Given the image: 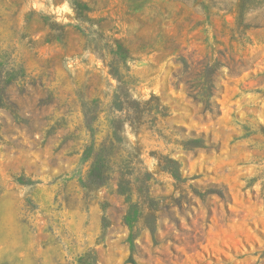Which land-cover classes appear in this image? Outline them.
<instances>
[{
  "label": "rangeland",
  "instance_id": "374dc122",
  "mask_svg": "<svg viewBox=\"0 0 264 264\" xmlns=\"http://www.w3.org/2000/svg\"><path fill=\"white\" fill-rule=\"evenodd\" d=\"M80 257L264 264V0H0V264Z\"/></svg>",
  "mask_w": 264,
  "mask_h": 264
},
{
  "label": "trees",
  "instance_id": "16d2710c",
  "mask_svg": "<svg viewBox=\"0 0 264 264\" xmlns=\"http://www.w3.org/2000/svg\"><path fill=\"white\" fill-rule=\"evenodd\" d=\"M129 218V215H127L126 217H125V219L127 220ZM87 257H80L79 258V260H78V262H79V264H86L87 262Z\"/></svg>",
  "mask_w": 264,
  "mask_h": 264
}]
</instances>
